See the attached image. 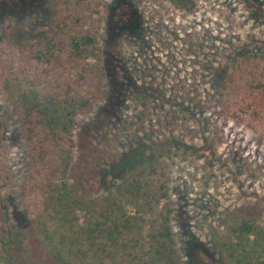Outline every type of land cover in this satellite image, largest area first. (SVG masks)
Instances as JSON below:
<instances>
[{
	"label": "rangeland",
	"instance_id": "1",
	"mask_svg": "<svg viewBox=\"0 0 264 264\" xmlns=\"http://www.w3.org/2000/svg\"><path fill=\"white\" fill-rule=\"evenodd\" d=\"M85 31L93 42L75 57L70 37ZM49 40L64 62L46 73L34 54ZM243 60L264 62V0H195L189 11L169 0H0V264H139L165 208L174 264H232L222 248L229 226L264 229V137L229 115L235 98L224 82L246 76ZM63 82L89 103L75 109L54 182L101 203L149 165L166 194L152 210L122 201L141 217L124 251L66 262L42 242L39 221L51 220L20 125L21 92L65 98Z\"/></svg>",
	"mask_w": 264,
	"mask_h": 264
},
{
	"label": "trees",
	"instance_id": "2",
	"mask_svg": "<svg viewBox=\"0 0 264 264\" xmlns=\"http://www.w3.org/2000/svg\"><path fill=\"white\" fill-rule=\"evenodd\" d=\"M169 1L176 8L187 11L195 4V0ZM70 38V54L75 57L93 42L92 35L87 31L83 34L76 32ZM48 42L50 47L46 45L42 51L34 54L36 59L42 57L45 60L48 68L43 71L46 73L58 71L64 62L61 55H52L54 43L52 40ZM239 67L247 77L242 74L241 80H236L237 76L227 74L224 80L232 82L230 87L235 98L230 103L229 115L245 119L248 126L264 137V62L243 60ZM78 68L77 78L81 79L84 69L81 66ZM11 73L8 70L5 76L10 77ZM69 91L68 82H63L65 98H60L58 92L31 93L30 90H23L20 95V125L24 127L28 163L34 178H37L35 181L39 182H35V185L41 192L42 211L51 220L49 228L39 221L42 242L49 255L57 261H65L68 256L94 257L97 254H110L109 251H124L128 247L127 240L133 239L127 236L139 227L141 217L127 213L122 201L138 203V210L143 206L152 210L153 205L166 195L161 184L152 186L149 176L154 168L149 165L134 169L123 180V186L116 187L113 194L103 197L101 203L95 198L76 194L63 181L54 182L56 175L63 172L68 163L75 109L81 110L89 103L88 100L75 101L68 95ZM61 149L64 154L58 157ZM0 207L6 211L2 203ZM166 213L167 208L160 214L161 219L150 236V255L139 264H174L173 241ZM222 248L232 264H264V229L250 220L240 219L229 226Z\"/></svg>",
	"mask_w": 264,
	"mask_h": 264
}]
</instances>
